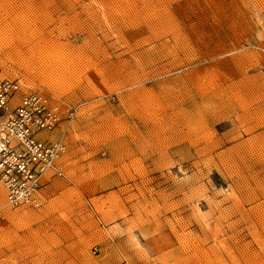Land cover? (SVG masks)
Returning a JSON list of instances; mask_svg holds the SVG:
<instances>
[{
	"label": "rangeland",
	"instance_id": "374dc122",
	"mask_svg": "<svg viewBox=\"0 0 264 264\" xmlns=\"http://www.w3.org/2000/svg\"><path fill=\"white\" fill-rule=\"evenodd\" d=\"M0 71L74 112L0 264H264V0H0Z\"/></svg>",
	"mask_w": 264,
	"mask_h": 264
},
{
	"label": "built area",
	"instance_id": "2783aa9c",
	"mask_svg": "<svg viewBox=\"0 0 264 264\" xmlns=\"http://www.w3.org/2000/svg\"><path fill=\"white\" fill-rule=\"evenodd\" d=\"M74 112L0 71V220L7 209L38 207L49 176H62V139L48 135Z\"/></svg>",
	"mask_w": 264,
	"mask_h": 264
}]
</instances>
